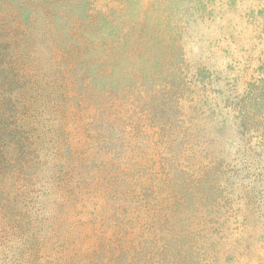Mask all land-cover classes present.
<instances>
[{
	"label": "rangeland",
	"instance_id": "obj_1",
	"mask_svg": "<svg viewBox=\"0 0 264 264\" xmlns=\"http://www.w3.org/2000/svg\"><path fill=\"white\" fill-rule=\"evenodd\" d=\"M0 264H264V0H0Z\"/></svg>",
	"mask_w": 264,
	"mask_h": 264
}]
</instances>
